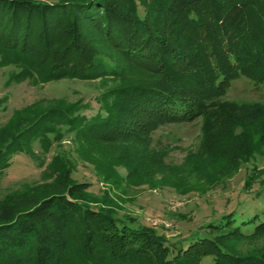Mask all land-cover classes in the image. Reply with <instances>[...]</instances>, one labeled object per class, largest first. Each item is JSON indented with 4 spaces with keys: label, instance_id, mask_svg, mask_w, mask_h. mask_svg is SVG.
Wrapping results in <instances>:
<instances>
[{
    "label": "trees",
    "instance_id": "16d2710c",
    "mask_svg": "<svg viewBox=\"0 0 264 264\" xmlns=\"http://www.w3.org/2000/svg\"><path fill=\"white\" fill-rule=\"evenodd\" d=\"M103 42L116 60L97 57ZM54 55L59 60L50 62ZM5 65L16 78L42 81L109 82L126 79L130 67L146 74L101 91L97 110L50 108L28 126L16 115L0 133V172L27 142L74 132L89 143H148L159 126L200 116L216 149L233 137L235 114L221 100L230 83L240 73L264 83V0H0ZM260 109L252 124L239 125L240 155L264 144ZM63 188L27 206L0 207V264H264V247L242 253L229 242L264 233V208L237 207L210 221L207 233L172 241Z\"/></svg>",
    "mask_w": 264,
    "mask_h": 264
},
{
    "label": "rangeland",
    "instance_id": "374dc122",
    "mask_svg": "<svg viewBox=\"0 0 264 264\" xmlns=\"http://www.w3.org/2000/svg\"><path fill=\"white\" fill-rule=\"evenodd\" d=\"M144 2L152 5V0ZM97 52V57L109 62L117 59V52L109 42H103ZM58 60L59 56L54 55L50 62ZM13 74L12 65L0 66V133L16 115L26 119L28 126L50 108L73 109L76 114L97 110L96 100L101 91L131 83L146 73L130 67L126 79L109 82L78 78L42 81L32 76L16 78ZM221 100L230 105L235 119L228 122L233 137L227 135L228 142L216 149L211 138L204 135V116L159 126L148 135V143L137 140L89 143L74 132L59 140L46 137L32 146L27 142L26 151L16 154L12 165L0 172V207L27 206L60 186L67 190L72 185L79 190L75 193L80 202L112 210L117 217L172 241L207 233L204 228L210 221L237 207L247 204L261 211L264 144L245 155L238 154L241 150L238 148L243 138L240 123L247 120L252 124L253 117L264 107V83L240 73ZM253 139L256 142L258 137ZM110 175L115 177L110 179ZM79 182L83 184L78 185ZM233 241H237L239 252H260L264 233L242 241L229 239Z\"/></svg>",
    "mask_w": 264,
    "mask_h": 264
}]
</instances>
